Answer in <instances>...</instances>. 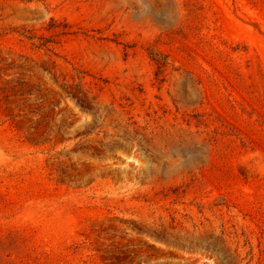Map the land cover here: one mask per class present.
<instances>
[{"label": "rangeland", "instance_id": "374dc122", "mask_svg": "<svg viewBox=\"0 0 264 264\" xmlns=\"http://www.w3.org/2000/svg\"><path fill=\"white\" fill-rule=\"evenodd\" d=\"M0 264H264V0H0Z\"/></svg>", "mask_w": 264, "mask_h": 264}]
</instances>
